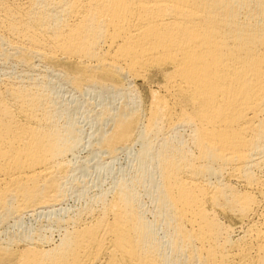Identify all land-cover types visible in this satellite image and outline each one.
I'll use <instances>...</instances> for the list:
<instances>
[{
  "label": "bare ground",
  "instance_id": "6f19581e",
  "mask_svg": "<svg viewBox=\"0 0 264 264\" xmlns=\"http://www.w3.org/2000/svg\"><path fill=\"white\" fill-rule=\"evenodd\" d=\"M10 59L26 68L0 76V223L60 210L76 170L81 127L56 81L29 73L33 59L96 92L95 118L111 120L97 148L141 149L132 172L55 220L58 242L11 234L0 264H264V0H0ZM151 75L143 112L131 83ZM216 210L245 227L233 238Z\"/></svg>",
  "mask_w": 264,
  "mask_h": 264
},
{
  "label": "rangeland",
  "instance_id": "374dc122",
  "mask_svg": "<svg viewBox=\"0 0 264 264\" xmlns=\"http://www.w3.org/2000/svg\"><path fill=\"white\" fill-rule=\"evenodd\" d=\"M2 61L3 60H1L0 62L1 77H13L15 74L13 78L18 79V76L24 75L22 69H25L26 67L23 64L17 63L13 59H10L4 61L8 64L7 66V64L4 65V62ZM37 61V59H33V66H35L36 68H33L32 66L33 71L28 70L30 71L29 73L33 74L32 76L35 77L37 75H43V73L44 75H46L47 73L46 79H49H47V81H51L54 83L56 81L55 87H57L58 89V97L65 102H70V113L73 117H76V123L79 125V127H81L82 139L80 141V144L75 147L74 151L72 152V155L70 153L67 155L68 157L72 158L73 165H75L76 170L73 174V177H71L68 183L66 184L67 194L64 196L61 203H59V207L61 208L60 210L44 214H24L18 219H13L12 217L7 219L6 222L0 223V242H3V240H5L11 234L27 231L33 233L37 232V230H40L39 232L47 236L49 239L48 242H43L46 246V244L49 245L59 241L60 235L62 233V226L65 225V222H61V225H63L58 227L55 223V220L57 218H66L67 215H72L76 211L81 210L100 191L107 190L108 188L110 189L113 186V182L120 176V174L126 171L132 172V168L134 169L135 164V156L140 151L139 149H141V145L137 140H133L132 142L128 143L126 147L118 149L115 154L110 157L108 153L97 148L95 144L96 139L97 137H99L98 135L100 134L99 130L102 128H108L111 124V120L109 117L107 119H104L103 121H97V118H95L96 111L101 108V104H103L99 102L101 100L97 97L96 92L87 91L83 94V96H80L79 93L73 91V89L69 85L65 84V82L60 81L57 75L53 74L51 71L45 72V67L43 66L44 63L41 64L40 61ZM2 63L4 66L2 65ZM8 67H10L11 69H7ZM8 70L10 73L8 72ZM5 71L6 73H8L5 74ZM19 72L20 75L18 74ZM4 74L6 76H4ZM132 81L131 85L135 88L134 93L136 95L138 94V97L140 96L141 108L143 112H145L150 99L149 90L151 88H156L157 84L159 83V78L151 75L148 76L146 81L144 82H141L139 80ZM57 82H61L59 86H57ZM130 94L131 95L124 94L122 96H115L114 98L110 99L112 112H116V109L119 107V105L124 102V99L122 101V99L120 98L126 97V101L128 96L133 95L132 93ZM72 95H78L79 98L73 97ZM181 132H183V135L186 136V132L188 133V129H181ZM127 169L131 170L129 171ZM83 183L86 184L84 191L82 190L81 192H78L77 188L75 189V187L78 184ZM141 200L145 208H147L146 216L152 219L151 212L153 209V203L151 202L149 196L143 191L141 192ZM59 207L57 208L59 209ZM216 213L218 219L224 225H228L229 229H231V227L234 228L233 230L231 229L232 231L230 230L231 234L233 233L231 235L233 238L239 233L241 229L245 227V224L242 220L238 219L235 215L229 212H222L221 210H216ZM83 217L87 220L88 216L83 214ZM159 233H162V231L160 230ZM231 248L232 247H230V249Z\"/></svg>",
  "mask_w": 264,
  "mask_h": 264
}]
</instances>
